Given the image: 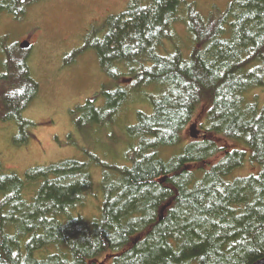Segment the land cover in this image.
Masks as SVG:
<instances>
[{
    "label": "trees",
    "instance_id": "trees-1",
    "mask_svg": "<svg viewBox=\"0 0 264 264\" xmlns=\"http://www.w3.org/2000/svg\"><path fill=\"white\" fill-rule=\"evenodd\" d=\"M38 1L0 0V13L19 16ZM183 4L130 0L76 52L95 49L107 77L131 80L102 90L100 105L86 100L89 120L111 121L139 86L157 87L151 111L127 126L129 163L102 169L93 218L75 212L91 187L84 162L60 160L23 178L0 162V264H250L264 256V0H232L207 16L189 6L186 55L164 42ZM15 61L0 73V120H18L38 93L25 61ZM199 106L204 135L179 146ZM219 137L240 147L225 150ZM245 162L252 169L236 173Z\"/></svg>",
    "mask_w": 264,
    "mask_h": 264
},
{
    "label": "rangeland",
    "instance_id": "rangeland-1",
    "mask_svg": "<svg viewBox=\"0 0 264 264\" xmlns=\"http://www.w3.org/2000/svg\"><path fill=\"white\" fill-rule=\"evenodd\" d=\"M129 1L40 0L19 16L0 13V73L5 64L9 65L8 58L14 62L23 59L31 79L38 83L37 96L20 112L18 120H0V162L5 172L21 178L31 168L60 160L84 162L91 187L75 212L86 219L99 214L102 169L129 163L127 152L134 139L128 135L127 126L135 122L137 111L150 113L148 93L157 90L154 86L137 87L111 121H91L80 110L86 100H95V96V104H102V90L113 89L119 81H131L127 76L119 80L107 77L95 49L76 53L93 31L100 35L106 20L124 11ZM231 1L184 0L164 40L167 52L177 49L186 55L193 45L187 26L189 6L207 16L222 12ZM21 43H27V47L22 48ZM204 114V108L199 106L179 146L204 135L200 129ZM190 126L197 130V137H190ZM216 142L228 151L240 147L238 142L221 137ZM221 155L222 152L208 162H216ZM251 169L245 162L236 173L246 174ZM107 262L103 258L97 264Z\"/></svg>",
    "mask_w": 264,
    "mask_h": 264
},
{
    "label": "water",
    "instance_id": "water-1",
    "mask_svg": "<svg viewBox=\"0 0 264 264\" xmlns=\"http://www.w3.org/2000/svg\"><path fill=\"white\" fill-rule=\"evenodd\" d=\"M26 46H27V44H22L23 48H25ZM189 130H190V133H189L190 137H192V138L197 137L198 132L194 126H190ZM250 264H264V256L254 260Z\"/></svg>",
    "mask_w": 264,
    "mask_h": 264
},
{
    "label": "flooded vegetation",
    "instance_id": "flooded-vegetation-1",
    "mask_svg": "<svg viewBox=\"0 0 264 264\" xmlns=\"http://www.w3.org/2000/svg\"><path fill=\"white\" fill-rule=\"evenodd\" d=\"M22 44H27V43H21V47H22ZM27 47V46H26ZM23 48V47H22Z\"/></svg>",
    "mask_w": 264,
    "mask_h": 264
}]
</instances>
